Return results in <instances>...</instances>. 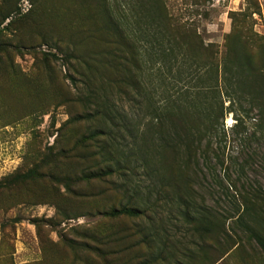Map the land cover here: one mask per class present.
Here are the masks:
<instances>
[{
  "label": "rangeland",
  "instance_id": "374dc122",
  "mask_svg": "<svg viewBox=\"0 0 264 264\" xmlns=\"http://www.w3.org/2000/svg\"><path fill=\"white\" fill-rule=\"evenodd\" d=\"M177 133L186 167L157 153ZM0 184V264H187L204 240L264 264L234 223L264 208V0H0ZM188 197L229 241L192 237Z\"/></svg>",
  "mask_w": 264,
  "mask_h": 264
},
{
  "label": "trees",
  "instance_id": "16d2710c",
  "mask_svg": "<svg viewBox=\"0 0 264 264\" xmlns=\"http://www.w3.org/2000/svg\"><path fill=\"white\" fill-rule=\"evenodd\" d=\"M96 114L109 121L110 124H115V121L118 120L120 116L123 117V115L120 114L119 110L115 106L108 108L103 106L102 108H97ZM166 114L167 113H164V115ZM124 117L126 116L124 115ZM158 140L159 142L156 147L158 148L157 153L159 155L160 153L164 154L167 152V149H172V152L176 156L178 165L182 167H186L189 163H191L192 159L195 158L193 151L198 150L199 153L201 152L200 148H197L199 143L198 141H194L196 142V147H194L193 141H190V143L186 142L188 139L179 136L178 133L177 139L173 142H170V140L164 136L160 137ZM140 157H142L144 161L151 163V160L146 153H140ZM33 173L34 172L31 170L25 174L15 176L14 179H27ZM188 201L189 202L186 204L187 210L183 215L184 219H187L188 225L191 226L192 237L197 236L200 239L206 238L209 240L219 238L224 242H227L231 239V236H229L225 230V227L221 229V226H225V220L224 223L221 222V220L216 217L215 214L206 211L199 204H197L193 198L188 197ZM190 208L191 211H188ZM234 210V214H236L234 223L240 230V233L245 237V245H247V247L252 251H258L264 256V208H262V206L258 207L257 203L253 201V199L245 198L242 200V202H240V204L235 206ZM141 213L142 211L138 206H121L120 208L112 209L108 215H126L130 217H138L141 215ZM202 243L203 245H198V249L186 256L188 258L187 264H190L191 261H197V257L199 255L202 258L201 264H215L216 261L220 259H215L213 257L211 251L214 249H212L214 245L211 244L210 241L204 240ZM164 253L166 252L163 247L159 248L155 255L152 254L153 260H163ZM168 254L170 257H173L172 252H169ZM178 264L184 263L180 262Z\"/></svg>",
  "mask_w": 264,
  "mask_h": 264
}]
</instances>
